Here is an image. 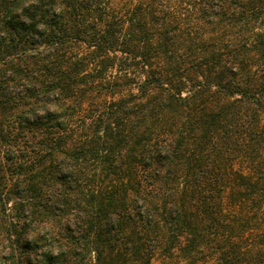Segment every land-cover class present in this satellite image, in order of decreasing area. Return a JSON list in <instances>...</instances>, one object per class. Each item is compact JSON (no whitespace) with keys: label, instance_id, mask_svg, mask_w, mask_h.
Wrapping results in <instances>:
<instances>
[{"label":"trees","instance_id":"trees-1","mask_svg":"<svg viewBox=\"0 0 264 264\" xmlns=\"http://www.w3.org/2000/svg\"><path fill=\"white\" fill-rule=\"evenodd\" d=\"M159 253L264 264V0H0V264Z\"/></svg>","mask_w":264,"mask_h":264},{"label":"rangeland","instance_id":"rangeland-1","mask_svg":"<svg viewBox=\"0 0 264 264\" xmlns=\"http://www.w3.org/2000/svg\"><path fill=\"white\" fill-rule=\"evenodd\" d=\"M123 1H126V0H116L117 3H120V2H123ZM150 188L152 187H149V190H151ZM164 188V187H163ZM161 198V193H160V197ZM156 199L158 200V198H155V201ZM152 264H172L168 261H165V258H163V256L161 255V253L159 254H156L153 261H152Z\"/></svg>","mask_w":264,"mask_h":264}]
</instances>
